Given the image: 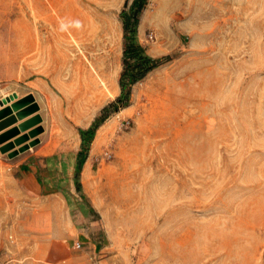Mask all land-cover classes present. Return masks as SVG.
<instances>
[{"label":"rangeland","instance_id":"1","mask_svg":"<svg viewBox=\"0 0 264 264\" xmlns=\"http://www.w3.org/2000/svg\"><path fill=\"white\" fill-rule=\"evenodd\" d=\"M124 1L0 0V99L34 95L25 118L40 120L18 134L40 124L26 141L47 143L75 188L78 129L120 93ZM136 38L167 57L80 168L77 197L108 231L90 261L264 264V0H146ZM8 161L0 151V261L41 262V208L65 198L26 195Z\"/></svg>","mask_w":264,"mask_h":264},{"label":"crops","instance_id":"2","mask_svg":"<svg viewBox=\"0 0 264 264\" xmlns=\"http://www.w3.org/2000/svg\"><path fill=\"white\" fill-rule=\"evenodd\" d=\"M90 123L91 121L82 127L86 128ZM33 146L9 156V161L6 164L9 166L12 176L17 183H21V189L30 197L56 194L65 198V201L58 205L62 207L59 208L61 212L58 209L56 211L55 207L50 204L46 205L45 209L41 208L42 211H46V224L37 230L45 231V236L50 238V241L41 251L44 255L41 256L42 261L32 260L27 264H92L90 255L97 248L100 249L101 245L108 240V231L104 222L91 214V205L77 197L73 180L63 183L62 168L50 167L48 160L52 158L54 152L48 150L47 143L36 148ZM87 151L82 166L86 162ZM77 156L78 151L76 152ZM79 173H81V169ZM59 212L62 214L63 220L60 219ZM76 242H79L80 245L77 246ZM39 251L35 249L31 253L37 260L40 259ZM0 264L10 263L0 261Z\"/></svg>","mask_w":264,"mask_h":264},{"label":"trees","instance_id":"3","mask_svg":"<svg viewBox=\"0 0 264 264\" xmlns=\"http://www.w3.org/2000/svg\"><path fill=\"white\" fill-rule=\"evenodd\" d=\"M145 2L146 0H131L128 9H125V5L128 3V0H125L123 8L120 10L119 15L124 31L122 68L118 77L120 93L114 100L108 102L101 108L100 114L95 116L86 128L80 127L78 129L80 149L78 150V162L75 174L76 188L80 186V181L77 176L96 129L112 112L128 105L130 86L137 80L143 78L152 68L161 64L163 59L167 57L150 55L136 38L139 14Z\"/></svg>","mask_w":264,"mask_h":264},{"label":"water","instance_id":"4","mask_svg":"<svg viewBox=\"0 0 264 264\" xmlns=\"http://www.w3.org/2000/svg\"><path fill=\"white\" fill-rule=\"evenodd\" d=\"M37 109L38 103L31 92L20 97H17L14 92L0 99V151L7 152L9 156H12L38 141L37 137L28 142L26 140L29 135L34 136L42 130L40 124L28 129V132L24 131L18 134L19 130H25L39 122L40 115L38 113H33L25 118ZM17 121L18 123H16ZM13 136L14 138L10 139ZM16 144L18 147H14Z\"/></svg>","mask_w":264,"mask_h":264},{"label":"bare ground","instance_id":"5","mask_svg":"<svg viewBox=\"0 0 264 264\" xmlns=\"http://www.w3.org/2000/svg\"><path fill=\"white\" fill-rule=\"evenodd\" d=\"M105 128H106L105 124L99 128V130H98V132H97V134H96V136L94 138L95 139L94 143H96L99 140L100 134L102 133L103 129H105Z\"/></svg>","mask_w":264,"mask_h":264},{"label":"built area","instance_id":"6","mask_svg":"<svg viewBox=\"0 0 264 264\" xmlns=\"http://www.w3.org/2000/svg\"><path fill=\"white\" fill-rule=\"evenodd\" d=\"M76 245H77V246H79V245H80V243H79V242H76Z\"/></svg>","mask_w":264,"mask_h":264}]
</instances>
